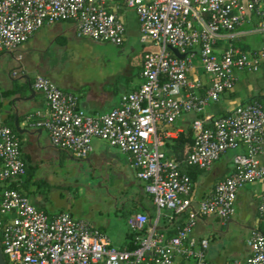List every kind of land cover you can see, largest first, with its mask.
<instances>
[{"label": "built area", "instance_id": "built-area-1", "mask_svg": "<svg viewBox=\"0 0 264 264\" xmlns=\"http://www.w3.org/2000/svg\"><path fill=\"white\" fill-rule=\"evenodd\" d=\"M121 3L135 12L142 40L155 48L143 56L139 88L124 94L117 108L90 114L78 107L74 94L36 76L32 87L49 109L39 125L54 148L78 159L89 156L95 139L127 155L156 219L163 210L172 218L185 214L184 225L166 238L146 215H134L128 228L137 247L127 250L67 212L51 216L38 209L9 188L21 183L27 167L18 136L0 121V247L7 264H173L178 254L194 256L193 264H211L202 250H192L190 233L198 219L216 215L226 221L234 213L237 192L264 181V162L258 159L264 102L241 104L215 119L203 116L209 104L233 88L237 72L257 71L264 63V49L242 51L232 44L252 18L258 19L255 32L264 34V0H0V54L17 50L40 28L60 22H71L79 37L119 46L125 36ZM224 40L229 44L218 49ZM169 47L186 57H175ZM196 58L207 83L192 78ZM186 114L196 117L191 121L194 143L183 164L208 171L227 151L246 147L234 156L232 171L196 207L189 175L164 151L172 137L167 128ZM258 212L264 216V199ZM247 246V261L234 264H264V235L254 233ZM201 247L205 250L207 241Z\"/></svg>", "mask_w": 264, "mask_h": 264}, {"label": "crops", "instance_id": "crops-1", "mask_svg": "<svg viewBox=\"0 0 264 264\" xmlns=\"http://www.w3.org/2000/svg\"><path fill=\"white\" fill-rule=\"evenodd\" d=\"M129 11L132 10L120 9L119 17L123 24L126 19L128 28H130V25L131 28H134V23L130 22L129 19ZM133 13L135 22L139 27L137 16L134 11ZM60 23L66 24L67 28L65 31L49 34L47 37H41V43L45 44L49 43V41L55 42L58 38H63L69 32H72L78 38H84L79 37L75 33L71 22ZM257 24L258 19L255 18H252L251 21L243 24L239 28L238 36L232 40V44L240 49L242 46L246 47L249 52L258 51L260 49L259 47L249 43L250 36L254 37V34H256L255 26ZM250 26L252 27L251 29ZM245 27H247L246 30H244ZM138 29L140 31V28ZM37 32H35L17 50L0 54V58L8 55L18 63V66L16 67L0 71V92L12 89L16 90L10 96L2 97L3 108L1 110L0 118L3 119L9 114L14 115V124L20 140L21 154L26 163L27 170H29L28 172H31V175L34 174L33 166L37 163L38 155L43 152L45 156L52 155L55 159L61 161L65 159L75 162L82 161L85 163L86 167L88 166L94 171H100V168L103 167V174L108 180L111 179L121 182L119 185H112L114 189L111 192H125L129 195V201L126 203L130 204L131 207L126 209L128 211L125 212V224L127 230V233L124 236L125 238H116L108 233L106 228L94 226L88 222L91 226L106 233L113 246V242L119 243L120 246L117 248H126L129 241L128 220L134 215H146L149 220V225L154 226L156 224V227L161 231L167 225L172 229L176 227V224L173 223L178 222L180 218H172V214L169 211H162L160 218L158 220L156 219L157 211L144 191V183L136 178L135 170L127 155L111 148L105 141L97 139L93 142L92 152L85 159H78L67 151H61L54 148L51 144L47 130L39 125V122L47 117L49 109L43 95L40 92L35 91L32 87L33 79L36 76H43L62 90L74 94L77 98L78 107L81 110L90 114L108 112L119 106L120 99L124 94L133 92L139 88L142 82L141 70L143 56L149 50L142 51L135 67V78L127 77L120 86L105 89L99 93L97 98H94L91 95L87 96L85 93H82V87L73 83L70 79L60 77V79L55 82L46 75L47 73L41 74L38 70L34 71L30 66L21 63L24 59L23 46L28 43ZM125 39L126 29L123 43L125 42ZM140 42L143 45H152L148 40L143 41L141 34ZM228 44L229 42L225 40L220 41L217 43V48L222 50L226 48ZM192 78L202 79L207 83L208 79L203 75L199 61L195 64V72L192 75ZM256 101L264 102V63H262L257 71L237 72L233 88L223 93L217 102L209 104L203 116L215 119L219 115L231 112L235 107L241 104ZM195 117L194 114H186L175 122L174 125L168 127L172 134V137L168 138V140L176 138L177 134L186 126L190 125ZM164 151L167 152V149H164ZM245 151L246 147L243 145L227 151L217 162H215L210 170L204 171L199 175L197 181L193 184V190L191 193V198L195 207L199 202L209 198L216 184L232 171L234 156ZM258 159L261 162H264V144L262 145V151L258 155ZM31 180L26 185L25 194L34 206L51 216L62 212H67L73 216V213L71 212L72 206L68 201L65 203V208L62 207L57 209L56 207L58 206L53 207L47 202V197H44L43 194L34 189ZM85 191V189L82 191L79 190L77 194L79 195L81 192ZM72 193L73 195H71ZM72 193L69 195L70 198L71 196L76 195V192ZM263 199L264 181L247 184L237 192L234 203V213L226 221L221 220L216 215L200 217L190 233V239L194 241V245L192 246L193 252L198 253L202 250L204 259L211 264H234L235 262L245 263L250 256L247 240L254 233H261L264 235V216L258 212V205ZM31 200H33L35 204ZM73 217L80 219L75 216ZM183 222L184 221L181 223ZM162 235L165 236L164 233ZM201 241H207V247L205 250L201 247ZM194 262V256L178 254L175 256L173 264H193Z\"/></svg>", "mask_w": 264, "mask_h": 264}, {"label": "rangeland", "instance_id": "rangeland-1", "mask_svg": "<svg viewBox=\"0 0 264 264\" xmlns=\"http://www.w3.org/2000/svg\"><path fill=\"white\" fill-rule=\"evenodd\" d=\"M128 13L134 28L131 25L128 28L125 19L126 39L122 45L93 42L88 38H78L72 32L55 42L41 43V37L65 31L66 24L58 23L40 29L23 46L24 59L21 63L41 74L47 73L55 82L60 77L70 79L82 87V93L97 98L103 90L120 86L127 77L135 78V67L142 51L155 49L152 45H143L140 42L141 33L133 10ZM246 29L247 27L244 28ZM258 34L250 36L249 43L264 49V34ZM197 61L196 58L193 63L196 64ZM16 66L18 63L8 55L0 58V71ZM33 167L31 183L35 190L47 197L49 204L58 206L57 209L65 208L68 201L72 206L73 216L94 226L106 228L116 238H125V212L131 207L126 203L129 195L125 192H111L114 189L112 185L116 186L121 182L108 180L103 174V167L100 171H94L82 161H61L52 155L45 156L43 152L38 155L37 163ZM83 189L86 191L78 195L77 192ZM72 192H76V195L70 198ZM113 243L115 247L120 246L117 242Z\"/></svg>", "mask_w": 264, "mask_h": 264}, {"label": "trees", "instance_id": "trees-1", "mask_svg": "<svg viewBox=\"0 0 264 264\" xmlns=\"http://www.w3.org/2000/svg\"><path fill=\"white\" fill-rule=\"evenodd\" d=\"M120 6H121V9L124 8L123 3H121ZM241 50L242 51H248L247 48L243 47V46L241 47ZM15 91H16L15 89H12V90H5V91L0 92L1 93V95H0V114H1V110L3 108V103L1 100L2 97H8L12 93H14ZM0 121L4 124L8 125L14 131V133L18 136L16 129H15L14 115L13 114H9L6 117H4L3 119L0 118ZM169 129L170 128H168V130ZM193 143H194V131H193L191 124H190V125L186 126L181 132H179L177 134L176 138L167 140L165 143L164 149L165 150L167 149L169 157H173L182 163L183 161H185ZM28 171L29 170H27V168H26V174L22 178V181L20 184H17V183L11 184L9 186V188L16 189L21 194L26 196V194H25L26 185L31 180V172H28ZM181 171H184L189 175V177L192 181V185L197 181L199 175L202 172H204L195 166L185 165L183 163L181 166ZM192 190H193V187H192ZM176 217L180 218V220L178 222L173 223V224H176V227H174L172 229L171 227H168V225H167L166 227H164L162 229V231L156 227L157 232L162 233V234L164 233L166 238H170V237L174 236L177 233V231L183 227L184 222L183 223H181V222L184 221L186 216H185V214H182V215H178ZM178 223H181V224H178ZM128 236H129V241H128L126 248H124V249L134 250L137 247V245L134 244V240H133L134 239V233L129 230ZM5 261L7 264L6 258H5Z\"/></svg>", "mask_w": 264, "mask_h": 264}, {"label": "water", "instance_id": "water-1", "mask_svg": "<svg viewBox=\"0 0 264 264\" xmlns=\"http://www.w3.org/2000/svg\"><path fill=\"white\" fill-rule=\"evenodd\" d=\"M169 49L173 53V55L179 59H184L186 57V54L180 53L176 48L169 47ZM0 264H6L5 258L2 254L1 247H0Z\"/></svg>", "mask_w": 264, "mask_h": 264}]
</instances>
